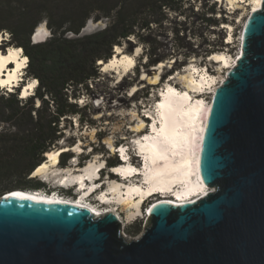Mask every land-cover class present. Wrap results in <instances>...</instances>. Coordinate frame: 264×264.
I'll list each match as a JSON object with an SVG mask.
<instances>
[{"label": "water", "instance_id": "water-1", "mask_svg": "<svg viewBox=\"0 0 264 264\" xmlns=\"http://www.w3.org/2000/svg\"><path fill=\"white\" fill-rule=\"evenodd\" d=\"M198 170L209 192L152 202L128 239L113 212L10 190L0 196V264H264V0L212 95Z\"/></svg>", "mask_w": 264, "mask_h": 264}, {"label": "trees", "instance_id": "trees-1", "mask_svg": "<svg viewBox=\"0 0 264 264\" xmlns=\"http://www.w3.org/2000/svg\"><path fill=\"white\" fill-rule=\"evenodd\" d=\"M196 1L0 0V34L9 33L2 41L22 47L28 57L26 76L38 81L25 97L20 96L23 79L13 90L0 91V196L14 189L49 192L45 181L32 176L33 171L63 136L60 120L78 115L84 121L83 107L71 99L89 90L90 81L100 76L98 61H108L116 45L126 49L125 43L136 38L143 48L136 71L148 69L165 59L157 37L169 22L175 46L195 53L192 40L204 41V33L214 32L224 20L215 16L216 2L203 5L200 0L197 6ZM90 18L107 22L94 32L80 33ZM43 20L51 35L35 42L32 34ZM224 38L204 42L202 55L218 51L217 44L224 45ZM71 156L62 151L59 163L66 164Z\"/></svg>", "mask_w": 264, "mask_h": 264}, {"label": "rangeland", "instance_id": "rangeland-1", "mask_svg": "<svg viewBox=\"0 0 264 264\" xmlns=\"http://www.w3.org/2000/svg\"><path fill=\"white\" fill-rule=\"evenodd\" d=\"M199 1L200 0H197L195 2L197 6L200 3ZM213 2H216L215 16L224 20L221 21L214 32L204 33L206 37L204 41L199 37L196 41L192 40V49L196 50L195 53L190 52V50L187 51L186 48L179 49L175 46L173 34L169 29L171 26L169 22L165 25L168 28H162L161 35L157 37L161 42L160 50L166 54L165 59L156 65L149 66L148 69L140 67L139 72L136 71L135 64L138 62L139 55L143 49L142 44L138 42L136 38H132L130 43H125L126 49L120 46V51H116L115 54L120 55L121 52L131 54L135 58V63L125 67L122 65L101 66L100 76L90 81L89 90H82L76 99H71L75 101L79 107H83L81 116L84 118V121H80L78 115H73L70 119L60 120L63 136L60 138L59 143L52 149L63 147L62 151L66 150L73 156L68 158L64 165L59 163L58 157V162L55 163L53 168L58 169L57 171L63 170L62 173L67 169H71L70 171L77 174L78 172L83 173L86 166L92 161L96 164H103L106 162V165H110L109 161H115L116 159L120 160L118 155H115L113 152L114 147L118 143L127 145L133 162L135 165L141 166L143 160L137 156V150L140 149L144 152L140 147L141 140L151 132L150 126L152 122H154L153 114L159 115L157 99L162 97V90L168 83L176 86L179 91H186V77H184V75L188 74L187 68L192 65L198 67V70L194 73L193 70H191L192 74L196 77L202 75V73L205 76L206 72H208L206 77H214L212 87H210L209 91L206 89V93H200L206 103L211 100L214 91L213 88L216 83L222 81L223 76H225L227 72V68L224 62L210 59L211 55L203 56V51L200 50L206 45L204 42H211L214 40L216 42L220 37L225 36L223 39L224 45H220V43L217 44L219 48L218 51L225 52L229 56V63H232L233 59L239 53L241 32L244 23L249 12H251L253 8L251 0H241L240 3L238 0H202L201 3L203 5H210ZM106 22L105 18L97 21L90 18L85 24L87 29L82 34L96 31L102 28ZM40 24H43L45 27L43 29V40H45L51 35V31L44 20ZM2 34L3 35L0 34L1 40H7L8 38H6V36H8L9 33L3 32ZM32 40L34 41L33 34ZM1 42L3 45L0 46V51L3 52L7 50L9 46H18L15 44L6 46L7 43ZM200 43V47L196 48ZM130 47L132 52L128 51ZM136 49H140V51L137 52ZM21 50L22 54H25L22 47ZM26 66L27 62L22 70L21 76L25 83L32 79L31 76H26ZM14 88H12V90ZM34 88L35 87H31L29 93H32ZM1 90L5 91L8 89L0 87V91ZM129 93H132V95H129ZM187 95L189 99L194 98L195 92L187 91ZM87 119L89 121H87ZM139 125L141 126L139 131H134L138 129ZM101 133H103V135H101ZM125 137L127 139H125ZM76 146L80 147L79 152L76 150ZM144 154L145 152L143 155ZM146 166L147 165H143L144 169H146ZM106 171H108V169L99 172V181L105 182L104 185L101 186L102 191H104L110 183L114 181L117 182L116 180L118 179L116 177L117 179L111 178L109 180V176L106 173L110 172ZM32 176L45 181L46 188H50L49 192L57 191L73 199H75V196L77 198L79 195L77 189L70 186L72 182L63 184L57 178L51 180V178H48L44 174H34V171ZM112 176H114V174ZM125 182H138L143 184L144 176L133 177L132 182L130 180H126ZM99 194L95 196L94 193L91 194V197L89 196L90 202L101 210L110 207L118 208L117 212L121 216V219L124 220L121 231L127 238H136L142 233L144 226L147 225L149 220L147 207L153 200L159 197V195L155 194L147 198L146 201L144 200L140 214L133 219L127 220L125 212L119 205L102 204L98 198Z\"/></svg>", "mask_w": 264, "mask_h": 264}, {"label": "bare ground", "instance_id": "bare-ground-1", "mask_svg": "<svg viewBox=\"0 0 264 264\" xmlns=\"http://www.w3.org/2000/svg\"><path fill=\"white\" fill-rule=\"evenodd\" d=\"M238 1L240 3L241 0ZM261 1L262 0H251L253 6L252 11L261 6ZM44 28L43 24H39L36 30H34L33 37L36 39L44 37ZM117 48L120 49V46L116 45V49ZM116 49H114V55L111 56L108 61H104L103 63L98 61V63L101 64V66L106 65V67L110 65H122L125 67L135 63L133 55L122 52L120 55L115 54ZM17 50H21V47L12 45L9 46L7 50L0 53V85L10 86L11 89L18 86L22 80V70L27 60V56ZM210 59L224 62L227 71L235 62L234 58L233 62L229 63V56L222 51L212 52ZM11 62L14 63L11 64ZM187 70L188 74L184 75V77H186V91H179L176 86L170 83L166 85L162 90V97L157 99L159 116H161L158 118L157 114H153L154 122H152L150 126L151 132L146 135L148 137L147 139L144 137V139L141 140L140 147L145 152V158H148L150 162L143 171L144 183L123 182L117 179L115 175L112 176L113 174L108 173L109 180L111 178H116L117 182L114 181L110 183L104 191L98 188V190H101L98 196L100 202H102V204L119 205L125 212L127 220L133 219L140 214L141 202L147 195H149V198L161 191V195L152 202L168 199L174 200L176 204H181L194 200L198 196H204L212 189L202 182L198 170L201 140L211 104V100L207 103L204 101L199 91H202L205 86H209V88L212 87L214 77H206L207 73L205 76L202 73V75L196 77L191 72V70H193V73L198 70L196 65L188 67ZM224 78L225 76H223L222 81ZM33 79L35 78L33 77L27 83L24 82L22 88L23 95L31 93H29V90L35 85ZM221 82L215 84L212 95ZM29 85L32 86L29 87ZM169 89H172V91ZM187 91L195 92V99H189ZM140 128L141 126L139 125L138 129ZM62 150L63 147H59L46 151L45 160L34 169V174H44L48 178H51V180L57 178L63 184H69L74 180H78L80 186L88 187V190L79 191L78 193L81 194L77 200L76 196L74 197L75 199H73L57 191L45 193V191L19 189V193L34 195L35 197H41L52 201H63L85 206L95 215L113 212L116 214L121 228L124 220L121 219V216L117 212L118 208L110 207L101 210L91 202H85L86 197L92 194L90 191L96 187V185L93 184L96 183L94 178L98 175V169L101 167V164H96L92 161L86 166L83 173L78 172L75 174L70 171L71 169H67L62 173L63 170L57 171L58 169L53 168ZM76 150L79 152L80 147L76 146ZM133 169L134 167L131 164H123L115 168V170L122 172L125 176L131 175ZM133 177L141 176L139 174H134ZM133 177L128 179L132 182ZM85 178L89 179V183H91L90 186H87ZM104 183L102 185H104ZM192 194L196 196H191ZM125 238L128 239L127 237Z\"/></svg>", "mask_w": 264, "mask_h": 264}, {"label": "snow or ice", "instance_id": "snow-or-ice-1", "mask_svg": "<svg viewBox=\"0 0 264 264\" xmlns=\"http://www.w3.org/2000/svg\"><path fill=\"white\" fill-rule=\"evenodd\" d=\"M17 51H22V50H17ZM116 51L117 52H119L120 51V49L119 48H117L116 49ZM136 51L137 52H139L140 51V49H136ZM100 63H103V61H100ZM34 84L35 83H38V81H35V82H33ZM32 85H29V87H31ZM170 91H172V89H169ZM135 91V90H134ZM129 95H132V93H129ZM185 95H186V93H185ZM97 103H99V102H97ZM109 115H111V114H109ZM134 131H139V129H136V130H134ZM131 134V133H130ZM101 135H103V133H101ZM148 137L147 136H145V139H147ZM125 139H127L126 137H125ZM114 151H118V149H114Z\"/></svg>", "mask_w": 264, "mask_h": 264}, {"label": "clouds", "instance_id": "clouds-1", "mask_svg": "<svg viewBox=\"0 0 264 264\" xmlns=\"http://www.w3.org/2000/svg\"><path fill=\"white\" fill-rule=\"evenodd\" d=\"M36 81H37V79H36ZM22 90V89H21ZM72 187V186H71ZM72 188H74V187H72ZM39 191H43V190H41V189H39ZM52 192H55V191H52ZM79 192V191H78ZM100 192L99 191H97V192H95L94 193V196L95 195H97V194H99ZM79 197V196H78ZM93 197V196H92ZM97 200V199H96ZM91 200L89 199V196L88 197H86V199H85V202H90ZM92 203V202H91ZM93 204V203H92Z\"/></svg>", "mask_w": 264, "mask_h": 264}, {"label": "built area", "instance_id": "built-area-1", "mask_svg": "<svg viewBox=\"0 0 264 264\" xmlns=\"http://www.w3.org/2000/svg\"><path fill=\"white\" fill-rule=\"evenodd\" d=\"M22 53V52H21Z\"/></svg>", "mask_w": 264, "mask_h": 264}]
</instances>
